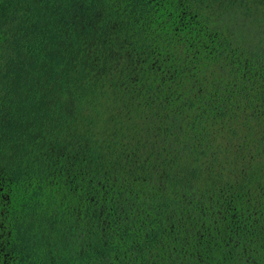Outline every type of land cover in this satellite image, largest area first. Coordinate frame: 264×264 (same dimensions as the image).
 <instances>
[{
    "label": "trees",
    "instance_id": "trees-1",
    "mask_svg": "<svg viewBox=\"0 0 264 264\" xmlns=\"http://www.w3.org/2000/svg\"><path fill=\"white\" fill-rule=\"evenodd\" d=\"M0 264H264V0H0Z\"/></svg>",
    "mask_w": 264,
    "mask_h": 264
}]
</instances>
